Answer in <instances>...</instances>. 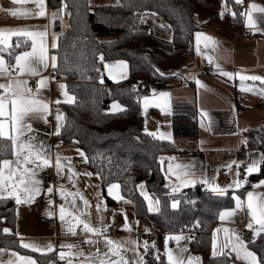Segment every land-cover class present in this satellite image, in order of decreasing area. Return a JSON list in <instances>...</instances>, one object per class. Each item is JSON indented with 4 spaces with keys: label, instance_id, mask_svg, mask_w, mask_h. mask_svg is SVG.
<instances>
[{
    "label": "trees",
    "instance_id": "1",
    "mask_svg": "<svg viewBox=\"0 0 264 264\" xmlns=\"http://www.w3.org/2000/svg\"><path fill=\"white\" fill-rule=\"evenodd\" d=\"M224 2L229 3L230 11L221 9ZM239 4L236 0H119L92 5L90 0H49V6L64 11L68 20L65 29L61 18L56 21L60 33L55 49L56 68L52 67L51 72L55 78L66 80L68 90L75 97L74 102L61 104L64 124L55 138L62 142L76 140L87 156V168L100 175L102 186L118 182L123 196L133 201L135 216L152 222L155 237L145 255V264H168L164 239L169 233L188 228L194 230L191 250L201 257V264H235L229 255L212 256L218 213L235 204L233 192L219 196L197 186L185 193H171L161 169V157L182 149L172 140H161L145 131L139 83L151 79L154 84L159 80L179 84L182 71L190 61L197 30L206 29L210 22L232 36L244 32V14ZM146 12L156 13L166 27L148 25L143 19ZM202 16L209 22L201 21ZM13 40V48L8 51L14 50V54L30 44L28 41L26 46L21 44L17 48V38ZM4 54L13 63L8 52ZM121 59L128 62L129 76L113 81L105 76L104 63ZM114 101L124 108L110 111ZM181 107L182 104L177 105L175 111H181ZM245 136L247 149L264 153V122L249 127ZM11 156V141L0 138V159ZM261 176H264V164L251 179ZM140 185L151 198L159 199V212L148 211V201ZM176 198L180 203L173 209L171 202ZM16 223V201L3 196L0 246L33 255L37 264L55 260L54 251L24 248L15 231ZM5 228L11 232L5 233ZM253 240L249 242L250 248L258 256L264 255V232Z\"/></svg>",
    "mask_w": 264,
    "mask_h": 264
},
{
    "label": "crops",
    "instance_id": "2",
    "mask_svg": "<svg viewBox=\"0 0 264 264\" xmlns=\"http://www.w3.org/2000/svg\"><path fill=\"white\" fill-rule=\"evenodd\" d=\"M44 2L45 16L32 14L26 17H13L10 13L0 12V28L26 27L28 30L47 32V36L44 39L48 48V67L41 71L39 76H25L22 78L28 80V86L35 93L37 81L41 77H49L47 87L40 89L37 98L50 102V114L47 115V122L39 118L31 119L30 123L34 131L26 133L25 138L28 135H34L36 140L33 143L37 147H39V142L41 141L44 145L50 146L46 148V151L51 154L53 161L57 152L63 157H70L71 160L70 162L63 161L65 165L63 174L57 175L50 183H46L42 178V172L45 168L38 171L37 178L43 182L41 185L42 191L30 203H21L19 205L16 203V234L24 243L36 244L42 248H46L49 243L53 245L52 251L55 252L56 257L51 262L52 264H57L59 260H62L59 258L61 251L79 252L81 250L84 255L67 257L63 261L67 263L68 259H72L73 264H80L81 261L87 260L95 262L96 257L90 254L96 253L99 250L100 254L103 255V253L108 251L103 239L105 235L119 242L138 241L139 248L136 252L129 250L133 247L132 245L125 244L124 248L121 249V253L129 261V264H132L134 258L137 261L140 257H143L145 262V255L148 249L146 250L143 246V240L146 241V239L142 238L141 234L150 233L155 237L152 222L147 218H137L135 216L133 201L123 196L120 187L118 191L124 199H117L114 195H109L108 186L115 182L107 184L105 188L102 186L100 175L87 168V161L77 151L81 150L85 154L81 147L78 146L76 140L62 142L55 138L54 133L58 123L56 115L61 114L63 117L59 122L62 125V129L64 113L60 109L61 104L69 103L63 93L67 91L70 96L74 97V95L68 90L66 80L64 78H55L51 72L52 56L56 57L55 63H57V54L55 52L57 47L54 48L52 45L55 43L58 46L60 33L56 29V21L62 18L63 14L65 16V13L60 9L51 8L49 0H44ZM242 3L246 4L241 10L244 14L245 30L236 36H232L217 24L210 23L206 19L207 17L202 16L200 18L201 21L209 22L207 24L208 27L195 32L190 61L182 71V81L177 87H175L176 84L172 85L173 87H169L171 88L169 89L171 104H173L174 109L177 105L182 104V110L173 112L171 121H168L167 127L161 125V106L151 108V112L158 119L154 125L151 123L150 130L147 129V122L145 120V128L149 133H157V135L161 133L166 135L173 134L176 138L171 140L179 144L182 149L179 153L161 157L163 158L161 159V169L171 188L178 187L179 181L169 172L168 165L171 163L173 171L176 172L181 171L175 168L177 164L192 166L190 171L194 173L197 183L195 186H182L177 193H185L197 186L209 190L207 185L200 182L202 177L206 178L210 183L215 181L222 187L233 184L236 179L241 181L242 186L240 188L231 187L228 188V191H232L236 196L241 198L244 202L242 208L237 209L233 216L223 221L219 219L214 227L218 251L222 242L225 241L224 228L234 230L235 232V224L238 220L243 219L246 227L252 221L250 210L247 208V193L254 192L260 194V196H264V184H261V181H264V176L253 179L255 182L254 185H251V175L257 171L252 173L246 171L247 165L253 159H260L261 153L256 150L247 149L244 143L246 141L245 131L257 123L264 122V95L259 94L260 90L264 89V81L240 79V75L264 77V12L259 11V8L253 9L251 7L252 4H256L264 8V0H243ZM0 6L3 8L28 9L33 13L39 11L35 0H25L22 4H14L13 0H0ZM221 9L228 12L231 10V7L229 3L224 2ZM53 12L56 13L55 20L52 18ZM249 15L252 18L251 25L249 24ZM196 33L203 34L200 37L199 52L197 51ZM205 37H211V41H206ZM13 39L14 37L11 40L12 45L14 44ZM206 43L208 46H205ZM30 49L31 41L28 47L19 52ZM3 55L5 56L4 53ZM5 59L7 60L6 56ZM209 61L215 62V71L212 77L202 75V69ZM217 64H219V69L217 68ZM223 72L239 73V75L229 77L223 75ZM0 80H3V78H0ZM197 81L202 82L206 87H202ZM32 82L35 83L34 87H32ZM60 84L66 85V89H61ZM57 100L59 103H55ZM74 100L75 97L72 102ZM114 103L121 106L120 110L124 108L119 101H114ZM114 103H111L110 111H120L113 109ZM58 108L60 111H57ZM57 145H59L58 148ZM171 157L175 159L170 160L169 158ZM8 159H14V157L11 156ZM227 165H231V168H228ZM69 168L74 173H79V175L71 174ZM240 168L246 171V176L242 179L235 175V169L239 172ZM84 173H92V175L87 176ZM50 186L53 187L52 193L46 191ZM61 187L64 189V197L60 194ZM77 192L89 201L87 208H85L83 200L79 196L75 198V207H73V197L69 193ZM4 196H8L7 193ZM13 198L15 199V197ZM21 199L24 200L26 197L22 195ZM126 201H131V203H127ZM61 204H64L66 210L65 222L63 223L59 219ZM97 204L100 205L99 210H97ZM235 208L236 201L229 209ZM69 212H72L74 215L83 213L81 219L89 221L94 227L101 226L99 218L102 216L104 217L105 224L117 227L118 233L115 236L109 235V228L101 235L84 233L83 225L81 224L76 226V233L72 234L68 231L69 221H72V217L67 215ZM125 213L127 214V224L130 225L131 230L124 227L126 223ZM217 228L221 229L219 233L215 232ZM257 228H259V225L255 223H253V228H249L252 231L251 239H244L235 232L236 235L240 236L247 243V247L250 250L252 249L249 246V242L257 237V235L254 236V230ZM145 229H148V231ZM193 233L194 230L188 228L180 232L167 234V236L179 235L182 237L179 242L175 239H170L167 242L174 253L178 254L181 248L187 249L183 253L185 260L189 256L199 257L201 260V257L191 250ZM229 236H231V232ZM231 238L235 241L234 236H231ZM87 239L98 240L99 242L97 244H89L85 242ZM147 242L149 246L153 243ZM62 244H73L76 247L72 249H68L67 247L61 248ZM0 249L4 250L0 252V264H8L9 261H12V264H21L19 256H30L37 262V259L33 255L22 254L17 250L7 247L0 246ZM223 251L227 253L229 249H224ZM14 253H19V256L14 255ZM109 255L112 259H116L111 253ZM229 256L235 264H248L242 257L238 258L235 252H232ZM193 264H198V260H193Z\"/></svg>",
    "mask_w": 264,
    "mask_h": 264
},
{
    "label": "snow or ice",
    "instance_id": "3",
    "mask_svg": "<svg viewBox=\"0 0 264 264\" xmlns=\"http://www.w3.org/2000/svg\"><path fill=\"white\" fill-rule=\"evenodd\" d=\"M25 0H13L14 4H22ZM39 11L33 13L28 9H19V8H3L0 6V12L10 13L11 16H29V15H37V16H45V2L44 0H35ZM236 2L242 3L243 0H236ZM251 7L253 9L259 8V11L264 12V8L259 7L256 4H252ZM156 15V13H145V15ZM52 18L55 20L56 13H52ZM252 18L249 15V24L251 25ZM161 27H166V25H160ZM170 27V25H167ZM202 33H196L197 38V51L199 52V43L200 37ZM47 36L46 31H33L28 30L26 27H18V28H0V138L7 139L11 141L12 144V156L14 159L3 158L0 159V198L7 193L10 197H15L16 203L19 205L21 203H30L32 200L41 193L42 181L37 178L38 171L46 168V167H55L57 171V175L60 176L64 172L65 165L63 161L71 160L70 157H63L59 152L56 153L55 159L50 153L46 151V148L50 146H46L43 142H39V147L33 141L36 140L34 135H28L25 138L26 133L33 132L32 124L30 120L33 118L44 119L47 122V115L50 114V102H46L43 99H38L39 91L41 88L47 87V82L49 77H41L37 81V90L34 93L32 88L28 86V80L22 77L25 76H39L41 71L46 69L49 65V55L48 48L45 43V37ZM12 37H16V47L19 48L21 44L27 45L28 41H31V49L21 51L18 54H14L13 51H8L13 48L11 43ZM23 38V39H21ZM206 41H211V37H205ZM205 46H208L207 43ZM52 47H57L55 43H53ZM8 52V56L14 59V63H9L8 60L5 59L3 53ZM100 59H103L101 55ZM211 60V58H210ZM52 67L55 70L56 68V57H51ZM120 63H124L121 61ZM217 68L219 69V64H217ZM159 71V70H157ZM164 75V73H160ZM223 75L232 77L234 75H239V73H230L223 72ZM54 78V77H53ZM241 80H262L264 81V77L259 76H245L240 75ZM198 84H201L202 87H206L202 82L197 81ZM66 85L60 84L61 89H66ZM248 90V89H245ZM64 96L67 98V102L71 103L74 97L70 96L67 91H64ZM260 95H264V89H261L259 92ZM160 97L167 98L170 94L167 92L159 93ZM145 101L148 100L147 97L144 98ZM55 103H59V101H55ZM165 104H167V99H165ZM147 106V104L145 105ZM113 109L120 110L121 106L119 104L114 103ZM63 119L61 114L56 115V120L58 121L56 125L55 135H60L61 124L59 123ZM147 132V129H145ZM149 135L156 136L157 133H149ZM159 139L171 140V134H159ZM247 143V141H244ZM59 145H57V148ZM79 154L87 161V156L81 150H77ZM163 159V158H161ZM175 159L174 157L169 158ZM264 164V153H261L260 159H253L251 163H249L246 167V171L248 173L256 172L260 170V165ZM228 168H231V165H227ZM176 169H180V172L173 171V165L170 163L168 165V170L172 173L173 176L179 181L178 187H173L172 192L179 191V188L182 186H195L197 180L194 178V173L190 171L192 168L191 165H175ZM69 172L73 175H79V173H74L71 168H69ZM84 175L91 176L92 173H84ZM237 177L239 176V172L235 174ZM71 178V176H70ZM200 182L207 185L211 193H215L219 196H223L227 194L228 188L235 187L240 188L242 183L239 179H236L233 184H229L226 186H220L215 181L209 182L206 178H201ZM261 184H264V181H261ZM119 185L118 184H110L108 186L109 195H114L117 199H124L119 194ZM142 188L143 185H140ZM48 193H52L53 187H48L46 189ZM60 194L64 197V189L60 188ZM25 196L26 199L22 200L21 196ZM73 197V207H75V198L79 196L81 200H83L85 208L88 207L89 201L84 199L82 195L77 193H69ZM144 195L145 200L148 201V211H160V201L159 199L153 200L147 195ZM234 199L236 201L235 209H224L218 213V218L223 221L228 217H231L235 214L237 209H241L243 206V201L239 196H236L233 193ZM259 197V198H258ZM127 203H131V201H126ZM180 201L173 199L171 202V207L176 209L179 205ZM247 208L250 210V215L252 217V221L247 224L248 228H253V223L259 225V228L254 230V236L259 235V233L264 232V196H260V194L254 192L247 193ZM100 209V205L97 204V210ZM51 215V213H49ZM68 216L72 217V221H69L68 231L72 234L76 233V226L83 225L84 233H93L97 235H101L104 231L107 230L109 225L104 223V217H100V227H94L91 225L89 221H85L81 219L80 215H74L72 212L67 213ZM66 210L64 204L60 205L59 210V219L61 222H65ZM125 225L124 227L128 230H131L130 225L127 224V214L125 213ZM138 223V221H137ZM198 223V222H197ZM148 231V229H145ZM5 233L11 232L10 229H3ZM221 231L220 228L215 230L216 233ZM223 232L225 233V241L222 242L220 250H217V237L213 236L212 243V256L217 257L218 255H231L232 252H235L238 258H243L248 264H264V255L258 256L257 252L250 250L247 247V243L243 241V239L236 235L234 230H230L228 228H224ZM231 232V236L235 237V241L232 240L229 233ZM181 236H169L167 239H175L177 242L181 240ZM105 246L108 248V251L100 254L99 250L96 253L90 254L96 257V261L87 260L81 261L80 264H129V261L126 259L124 255L121 253V249L124 248L125 244L132 245L129 250L136 252L139 248V242L136 240H129L125 242H119L112 240L108 236L103 237ZM89 244H97L98 240L87 239L85 241ZM255 241L253 240L252 243ZM21 244L24 248H32L36 252H45L52 251L53 245L50 243L46 246V248H42L36 244L24 243L21 240ZM144 248L147 250L149 244L147 241H144ZM67 247L68 249H72L76 247L73 244H62L61 248ZM152 247H155L153 244ZM229 249L227 253L223 250ZM4 251L0 249V252ZM187 249L181 248L179 253H174L171 248L166 249V257L168 264H193V260H199V257H191L189 256L186 260L183 257V253L186 252ZM115 256L116 259H112L110 254ZM14 255L19 256V253H14ZM76 255H84L83 251L79 252H64L61 251L59 253L60 259H65L67 257H72ZM156 259H159V255H156ZM19 261L21 264H37L36 260H34L30 256H19ZM8 264H12V261H9ZM67 264H73L72 259H68ZM135 264H145L143 257H140Z\"/></svg>",
    "mask_w": 264,
    "mask_h": 264
},
{
    "label": "rangeland",
    "instance_id": "4",
    "mask_svg": "<svg viewBox=\"0 0 264 264\" xmlns=\"http://www.w3.org/2000/svg\"><path fill=\"white\" fill-rule=\"evenodd\" d=\"M92 5H96V4H104V3H118L119 0H90ZM62 28L65 29L68 26V20L66 19V17L64 16V14L62 15ZM144 21L146 23H148V25H152V24H160V25H166V23L161 20L158 15H145L144 16ZM121 61H123L124 63H120ZM104 73L106 74L107 77H110L113 81H120V80H124L129 76V65L128 62L126 60H116L113 63L110 62H105L104 63ZM178 84L175 85V87H177ZM169 87H173L170 82L166 81V80H159L158 82H156L153 86H142L139 84V89L140 92L142 94V106L144 109V115H145V120L147 122V129L150 130V125L152 123V125L155 124V121H157L158 118H155V114L152 113V107L155 106H161L162 108V114L161 115V125H164L165 127H167V123L172 118L173 112L175 111L173 104H171V94ZM161 92H167L170 95L167 98H163L160 97L159 93ZM178 94V93H176ZM145 97L148 98L147 101H145ZM165 99H167V104H165ZM170 100V101H169ZM147 104V106H145ZM172 131V128H171ZM159 136V135H156ZM176 136L175 135H171V139H175ZM237 172V169H235V174ZM112 184H118V182L112 183ZM170 191L171 193H177V192H172V188L170 187ZM141 192L144 194H147L149 196V194L145 191V188H141ZM150 197V196H149ZM151 198V197H150ZM153 200V202H155V199L151 198ZM176 200L180 201L178 198H176ZM169 236L166 237L165 240V253H166V249L171 248L170 245H168V240L167 239ZM143 240V239H142ZM145 240H143L144 243ZM147 241V240H146ZM172 249V248H171ZM167 258V257H166ZM136 258L133 259L132 264H135ZM52 264V263H51ZM198 264H201V260L199 258L198 260Z\"/></svg>",
    "mask_w": 264,
    "mask_h": 264
},
{
    "label": "built area",
    "instance_id": "5",
    "mask_svg": "<svg viewBox=\"0 0 264 264\" xmlns=\"http://www.w3.org/2000/svg\"><path fill=\"white\" fill-rule=\"evenodd\" d=\"M246 4L244 3H240L239 4V8L242 10L245 7ZM214 71H215V62L213 61H209L202 69V75L206 76V77H212L214 75ZM142 86H153L154 82L151 79H142L141 82L139 83ZM35 86V83L32 82V87ZM61 109V108H60ZM60 109L58 108L57 111H60ZM57 176V171L55 169V167H49V168H45L44 171L42 172V178L46 183H50L52 182L55 177ZM246 176V171L243 168L239 169V178L242 179ZM255 180H251L250 184L254 185ZM192 190V189H189ZM206 190V189H205ZM108 234L111 236H115L118 233V229L117 227L111 225L108 227ZM235 232L239 235H241L244 239H251L252 237V231L246 227L244 220H238L235 224ZM141 237L146 239L149 242H153L154 241V235L153 234H141ZM57 264H67L65 261L63 260H59L57 262Z\"/></svg>",
    "mask_w": 264,
    "mask_h": 264
},
{
    "label": "water",
    "instance_id": "6",
    "mask_svg": "<svg viewBox=\"0 0 264 264\" xmlns=\"http://www.w3.org/2000/svg\"><path fill=\"white\" fill-rule=\"evenodd\" d=\"M167 186H169V182H167V184H166Z\"/></svg>",
    "mask_w": 264,
    "mask_h": 264
}]
</instances>
